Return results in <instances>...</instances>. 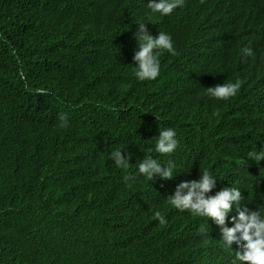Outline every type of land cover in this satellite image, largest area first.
I'll use <instances>...</instances> for the list:
<instances>
[{"label": "trees", "instance_id": "1", "mask_svg": "<svg viewBox=\"0 0 264 264\" xmlns=\"http://www.w3.org/2000/svg\"><path fill=\"white\" fill-rule=\"evenodd\" d=\"M122 1L141 6L145 0ZM105 4L110 6L113 2L0 0V135L12 122H22L25 128V133L15 140L21 144L14 148L17 155H12L11 149H5L0 136V261L3 264L30 263L31 255L22 240L55 245L63 255V264H87L78 256L77 249L71 248L72 245L88 244L93 252L91 244L84 241L89 236L80 239L84 233L96 232L91 230L85 216L93 223L106 222L99 234L107 228L103 235H107L105 237L109 239L107 242L112 250L108 258L97 257L98 264H129L138 256H143L149 264H159L161 260H165L166 264H185L190 257L185 258L186 253L195 257L201 251L205 254L208 243H216V234L209 230L187 229L175 213L158 205L165 200L162 194H156L153 189L147 190L149 188L143 185L146 181L139 180L130 171L129 165L117 168L109 153L122 148L123 153L131 157L134 140L165 127L174 128L190 143H206L213 148L226 144L231 135L242 143L245 154L259 151L264 146V127H254L247 120L251 112L244 110L248 102L251 104V97L249 100L246 98L247 94L250 95L248 91L227 104L209 99L193 83L198 64L201 67L204 63L231 62L224 67L233 66L234 59L238 58L235 57L238 54L235 45L246 40L248 32L254 36L253 30H258L256 26L262 25L261 21L253 17L229 18L214 39L208 40L199 35L193 13L189 10L181 11L178 24L172 18L158 20L175 36L180 35L176 37L177 53L166 59L165 69L176 66L194 73L193 82L181 80L175 85L164 80V83L138 84L129 77L127 52L122 50L124 36L114 37L112 25L98 16L97 12ZM86 10L94 13L79 16ZM241 22L246 24L245 27L251 25V29L242 31L238 25ZM26 30L28 32L23 34ZM214 44V57L207 55L202 59L199 54L211 52L207 48ZM11 45L24 46L34 54L30 62H24L22 67L29 78L47 77L50 85L62 88V91L66 90L64 79L85 81L90 77L89 72L99 78V86L87 88L96 92H84L93 95V100L80 108V122L77 121L78 126L84 127L87 132L83 136L86 156L82 158L74 148H67V143L52 150L55 156L64 152L62 161L66 162V168L59 164L60 168L47 172L30 163L19 162L18 152L22 145H26L27 138H39L36 142L39 155L48 150V142L36 131L50 117L36 120L35 112L41 109L25 108L22 90L13 88L18 64L10 54ZM229 51L232 54L226 60L224 54ZM194 56L199 58L195 65L192 62ZM104 59L105 62H102ZM56 64H61L66 72H59ZM185 64L189 67L186 68ZM67 96L71 97V94L68 92ZM157 103L161 104L158 108L154 106ZM165 103L169 106L166 107ZM96 120H100V124L90 123ZM105 121L113 123L104 125ZM90 127L94 128L85 129ZM126 132L130 133L129 139L123 140ZM227 133L230 135L227 136ZM29 151L35 156L34 148ZM68 162L76 167L67 168ZM100 166L106 168L105 174L98 172ZM88 174H92L91 178L95 180L85 183ZM144 200L148 201L146 206L142 204ZM94 206L113 207L112 216L102 218L95 216L97 212L84 215V211H95L91 208ZM158 207L163 208L166 224L153 220L156 218L154 213L159 212ZM129 219L134 220V224ZM148 223L154 225L151 227ZM78 228L87 232L78 231ZM207 231L212 235L208 236ZM136 232L146 239L138 242ZM191 233L197 236L194 248L187 244V234ZM52 252L60 257L53 249ZM95 255L89 257L93 259Z\"/></svg>", "mask_w": 264, "mask_h": 264}, {"label": "clouds", "instance_id": "2", "mask_svg": "<svg viewBox=\"0 0 264 264\" xmlns=\"http://www.w3.org/2000/svg\"><path fill=\"white\" fill-rule=\"evenodd\" d=\"M112 2L113 4L110 6L103 5L97 13L106 24L112 25V30L115 32L112 34L114 37L124 36L125 41L122 50L127 52V64L130 68L129 77L138 84L145 81L148 84L164 83V80H166V83L172 81L175 85L179 84L181 80L193 82L194 73L178 69L176 66L166 68L168 69L167 72L164 67L166 59L169 56H175L177 53V40L172 30L159 24L158 20L162 18L175 19L176 24H178L181 20L179 19L181 11L189 10L188 12L193 13L199 35L208 40H211L217 31L225 26L229 18L237 20L241 17H253L262 22L260 27L264 29V0H145L144 4L141 5L142 7L129 3L125 4L122 0H112ZM155 21L158 24L155 25ZM238 25L242 31L251 29V25L245 27L246 24L243 22L238 23ZM170 31L174 36L169 34ZM244 42L245 40L240 42L239 46H245ZM249 42L254 46L253 39ZM260 46L251 55H247L251 51L249 48H242L241 52L246 56L240 57L245 62L240 60L238 65L224 67L225 64H231V62L223 64L212 62L208 65L204 63L205 68L206 65L208 70L210 68L209 76H214L219 83L203 87L205 95L211 100L223 102L235 96L237 92V95H239L248 91L251 101L259 97L264 99V39ZM9 49L10 54L18 64V69L14 73L17 79L13 83V88L17 91L19 88L22 90L25 99L24 107L44 109V111L35 112V119L38 121L50 117L36 131L48 142V144L44 143L47 144L46 148L49 151L44 150V153L39 155L36 143L39 142V138H27L26 145H22L19 149V162L22 164L30 163L47 172H54L56 168H60L59 164L66 168V162L62 161L64 152L57 156L52 155V150L61 147L60 144L64 145L65 143H67V148H74L84 158L86 154L84 152L83 136L87 135V132L84 131V127L78 126L81 117L80 108L90 104L93 100V95L84 92L88 90V86H99L98 76L89 72L90 77L85 81L64 79L66 90L59 91L60 88L50 85L47 77L29 78L27 73L24 72L22 69L25 65L24 62L28 64L29 59L34 56L26 47L11 45ZM231 54L232 51L226 53V60L230 58ZM247 56L250 57L248 60L245 59ZM239 65H243V67L240 69L238 68ZM55 68L61 73L66 72L61 64H56ZM199 72L202 73L200 66L195 69V75H198ZM225 76L229 77V80L225 79L222 82V78ZM236 77L239 79H236ZM247 81L255 83V92L246 89L245 82ZM68 92L71 97L67 96ZM251 105L254 104L251 102ZM78 120L79 122H77ZM91 122L95 123V121ZM250 122L254 127H264V108L261 105L260 109L251 112ZM23 133H25L23 123L15 124V122H12L11 126L0 135L5 149H11L13 151L12 155H17L14 148L21 146V144L16 143L15 140ZM143 137L145 142L141 143ZM136 140L137 143L134 145L131 157L125 155L121 150L122 148L113 149L109 153V158L117 168H127L129 165L130 171L136 174L139 180L148 181L151 186L153 181L159 178L157 190L165 191L162 195L165 199L167 197L168 200H166L169 202L165 204H171L179 210L175 213V216L183 222L187 229L204 231V227L207 226L206 223L211 222L213 226L215 224L219 225L221 233L219 241L230 248H232L233 243H236L233 246L237 245V250H235L232 258L226 257L225 259V254L228 255V252L223 251L224 255L221 259L224 260V264L229 261L232 263V260L234 264L235 262H239V264H264V175L259 180H254V177L249 174L247 176L245 173L250 168H259L260 172H264V146L259 151H249L245 154L244 146L239 141L234 143L229 140L226 142L227 144H221L220 147L224 148L226 154V149H232L229 158L234 163L233 168L236 175L234 179H246L244 182H236L234 186L225 187L219 181L227 178L228 172L226 170L228 168L226 165L221 164L228 161L225 160L228 156H225L223 152L218 157L214 153L217 148L201 143L200 153L202 155L198 165L194 167L192 173L186 174V180L184 178L180 181L181 174L174 172L175 165L183 161L190 167L194 166L190 163V158H186L193 155L191 154L194 150L193 143L184 140L172 127L157 128L152 133L138 137ZM33 148L35 156L29 151ZM236 151L241 152V154H237ZM205 153L212 154L204 156ZM74 156L77 157V155ZM218 160L219 164H217ZM230 166L229 168H231ZM68 167L72 169L76 165L68 162ZM97 169L100 173L105 174L106 172V168L102 166ZM91 175L88 174V177H85V183L88 180H95L91 178ZM171 178H173V183ZM125 179H128V177H125ZM243 183H246L249 188L243 190ZM167 193L168 196H166ZM161 203H164V201ZM91 208L95 211H84V215L97 212L95 216L105 218V215L111 217L113 213V207L94 206ZM157 210L159 212L154 213L156 218L153 220L159 222V224H166L163 208L158 207ZM85 217L88 221L87 224L93 231L100 232L103 227L102 224H106V222L93 223L89 221L87 216ZM129 222L134 224V220L129 219ZM148 224L151 227L154 225V223ZM84 228H87L86 224ZM78 231L84 230L78 228ZM104 231L84 239V241L91 244V250L99 259L100 257L108 258L112 250L107 242L109 239L103 235ZM213 232L217 233L216 228ZM136 234L138 242L146 239L143 234L139 232H136ZM22 241L31 255L29 264H63L64 258L56 257L50 245ZM181 250L179 251L181 252ZM78 256L82 257L87 264H98L92 257ZM208 258L206 259V253L203 254V264L205 262L207 264L211 255ZM219 261L214 264H220ZM0 264L3 263L0 261ZM129 264L149 263L143 256H138Z\"/></svg>", "mask_w": 264, "mask_h": 264}, {"label": "water", "instance_id": "3", "mask_svg": "<svg viewBox=\"0 0 264 264\" xmlns=\"http://www.w3.org/2000/svg\"><path fill=\"white\" fill-rule=\"evenodd\" d=\"M155 25H156V22H155ZM256 29H258V31H256L255 29L253 30V34H254V36L250 33V32H248V37H247V39L248 40H245V43H247L246 45H248V48L251 50L250 52L251 53H253L255 50H257L258 48H260L261 46V44H262V41H256L258 38H261V39H264V32H263V28H261L260 27V25H257L256 26ZM254 39H253V38ZM212 39H214V38H212ZM253 39V41L255 40L256 42H254L255 44H254V46H252L251 45V42H249L250 40H252ZM246 45L245 46H242V47H240L239 46V43L237 44V45H235V50H237V52L239 53V57H238V59L239 60H244V59H241V55L240 54H242L241 53V49L242 48H245L246 47ZM220 46V44L217 46V47H219ZM214 49H216L215 48V44L214 45H211L210 46V48L208 49L207 48V50H210L211 52H204L203 54H199L200 55V57L202 56V59H205V57L207 56V55H209V56H212V57H214ZM206 50V51H207ZM203 51H205V47H203ZM248 53V55H251V53ZM219 53V52H218ZM250 57L249 56H247V57H245V59L246 60H248ZM199 60V58L197 57V56H194V58H193V60H192V62L194 63V65L196 64V62ZM223 60H224V58H223ZM200 66V64H198V65H196V67H199ZM185 67L187 68V67H189V65L188 64H185ZM243 67V65H239V67L238 68H242ZM209 70H210V68H209ZM202 75L203 76H200V77H202V81L204 80L205 81V83H203L204 84V86L205 87H208V86H210L211 84H219L218 83V81H217V79L214 77V76H209V74H208V72H206V68L204 67V65H203V67H202ZM238 77H236V79H237ZM229 80V77L227 78V76H225L224 78H222V82H224V80ZM239 79V78H238ZM195 81L196 82H193V83H195V84H199L198 86H199V88H201V90H202V85L199 83V82H201V78H198V76L196 75L195 76ZM203 81V82H204ZM145 82H147V81H145ZM145 82H143L142 84H144ZM245 86H246V89L247 90H249V91H256V85H255V83L253 84V83H251V82H249V81H247V82H245ZM203 93L205 94V92H204V89H203ZM238 94V92L236 93V95ZM233 96V97H231V98H229L228 100H224L227 104L228 103H230L232 100H234V99H237L238 98V96ZM246 98L249 100L250 99V95H248L247 94V96H246ZM254 105H251L249 102H248V104L245 106V111L246 110H249L250 112H253V111H256L257 109H260V105L262 106L263 105V103H264V99L262 98V97H259V98H256V99H254L253 101H251ZM156 108H158V107H160L161 106V104L160 103H157L156 105H154ZM165 106L166 107H168L169 106V104H167V103H165ZM239 109H241V108H239ZM213 114V113H212ZM248 121H250V119L248 118L247 119ZM257 124H258V122H257ZM227 136H229L230 135V133H227L226 134ZM230 139H231V141H233L234 143H236L237 141H239L234 135H231L230 136ZM227 144V143H226ZM218 146V145H217ZM211 147H212V145H211ZM193 148H194V150L191 152V154H193L192 155V157H186V158H190V163L192 164V165H194L193 167H190V166H188L187 165V163L186 162H180V163H178L177 165H175V169H174V172H177V174H187V173H189V172H193L194 171V167H196L197 165H198V163H199V161H200V159H201V153H200V149H201V143H195L194 144V146H193ZM215 151L216 152H214V153H216V155L219 157V156H221L222 154H223V152H224V148L223 147H220V149H218V147H217V149H215ZM226 151H227V158L225 159V160H228V162L225 164V163H222L221 165H223V166H227V167H229L230 165V167L231 168H228L227 170H226V172H228L227 173V175H226V179H221L219 182L221 183V185H224L225 187H231V186H234L235 185V183L236 182H244V181H246V179H240V180H237V179H234V177L236 176L235 175V173H234V163L232 162L233 160L232 159H230L229 157L231 156V154H232V149L231 148H228V149H226ZM236 153L237 154H241V152H238V151H236ZM212 153H205L204 154V156H209V155H211ZM217 164H219V160L217 161ZM245 173H246V175L248 176V174L250 175V176H252V177H254L255 179L254 180H259L263 175H264V172H260V170H259V168H250V169H248V172H246L245 171ZM185 178V180H186V178L187 177H184ZM184 178H181L180 177V181H182V179L184 180ZM158 180H159V178H157V179H155V181H153V183H152V186H151V184H150V182H148V181H146L143 185L144 186H146V187H148L149 189H147V190H150V189H153L152 191H155L156 192V194H164L163 192H165V191H158L157 190V187L159 186V184L157 183L158 182ZM249 182V181H248ZM161 186H163V185H161ZM167 191V190H166ZM147 193L148 192H146V195H147ZM169 194L167 193V195L166 196H168ZM166 199H167V197H166ZM164 200V203H161V204H158V205H163V207L165 208V209H167V210H169V212H172V213H176V212H178L179 210H177L174 206H172L171 204H165V203H167L168 201V199L167 200ZM147 200H144L143 202H142V204L143 205H147ZM169 203V202H168ZM246 204V203H245ZM232 215V214H231ZM77 217V216H76ZM76 221H77V219H76ZM206 222H208V221H206ZM207 224V226L206 227H204V229L205 230H209V232H210V229H208V228H211V232L213 233V231H214V229L216 228L217 229V233L219 232V234H217V236H215V241H216V243L215 244H213L212 242L210 243V247L209 246H207V248L208 249H210V254H211V257H213V258H210V260H208L207 261V264H214L216 261H219L220 262V264H224V260H222L221 259V257H223V253L224 252H228V255H227V258H232L233 256H234V251L235 250H237V247H235V246H233V244H236V243H233L232 244V248H230V247H227V249L225 248V246L219 241L220 240V235H221V233H220V226L219 225H216L215 224V226H213L212 225V223L210 222V223H206ZM227 226V225H226ZM118 232H121V229H118ZM208 232V231H207ZM97 234H99V232H87V233H84L83 235H81L80 236V239H82L83 238V236H92V235H97ZM184 234L185 233H183V236H184ZM210 235H212V234H210ZM105 236H107L106 234H105ZM109 236L110 237H112V234L110 233L109 234ZM186 236V235H185ZM171 237H174V236H171ZM186 238V237H185ZM187 238H188V241H189V243H187L188 244V246L189 247H196V238H197V236L194 234V233H191V235H187ZM210 239V238H209ZM219 246H218V245ZM215 245H217L218 246V248L216 249V247H215ZM237 246V245H236ZM51 248L53 249V251L57 254V255H59L60 257H62L63 255L61 254V252L60 251H58L59 249L55 246V245H51ZM71 248H74V249H77V252H78V254H80V255H84V254H87L88 256H93L94 255V253L93 252H91L90 250H89V246H88V244H81V245H72L71 246ZM201 248L203 249V247L201 246ZM235 249V250H234ZM132 252H133V250H131ZM216 251H217V259L215 260L214 259V254L216 253ZM224 251V252H223ZM58 252H60V253H58ZM135 254V256H138V254L137 253H134ZM187 256H190L191 258L188 260V262H186L185 264H203V254L202 253H199V255L197 256V258L194 256V255H189L188 253H186L185 255H184V257L186 258ZM96 262H98V259H97V256L95 255V257L93 258ZM246 263V262H245ZM159 264H166V262H165V260H161V261H159ZM205 264H206V262H205ZM227 264H232V263H230V261L227 263ZM235 264H239V262H235Z\"/></svg>", "mask_w": 264, "mask_h": 264}, {"label": "bare ground", "instance_id": "4", "mask_svg": "<svg viewBox=\"0 0 264 264\" xmlns=\"http://www.w3.org/2000/svg\"><path fill=\"white\" fill-rule=\"evenodd\" d=\"M79 13V12H78ZM94 12L92 11V10H89V11H85V12H83V13H79V16H82L83 14H85V15H91V14H93ZM28 32V30H26L25 32H23V34H26ZM182 33V32H181ZM170 35H172V36H174V34L172 33V31H170V33H169ZM180 35L178 34V36H175V37H179ZM253 38V37H252ZM254 39V38H253ZM263 39H261V38H258L256 41H262ZM255 40H254V42H256ZM244 45H246V43L244 42ZM246 48H248V45H246ZM242 53V52H241ZM251 53V52H250ZM224 55H226V54H224ZM241 56H246V55H244V54H240ZM248 55V54H247ZM239 55L238 54H236L235 55V57H238ZM102 62H105V59H104V61H102ZM206 62H208V61H206ZM243 62H245V60L243 61ZM209 63H207V65H208ZM238 64H240V60H238V58H235L234 59V65H238ZM207 65H206V72H209V70H208V68H207ZM202 67L203 66H201L200 67V70H202ZM228 71H229V69H228ZM202 75V73L201 72H199L198 73V78H201V82H199L202 86V92H203V87H205L204 86V84L203 83H205V81L203 82L202 81V77H200ZM203 76V75H202ZM196 82V81H195ZM197 86L199 85L198 83L196 84ZM89 91H91V92H96V90L95 89H88ZM59 91H62V88L59 90ZM262 107L264 108V103H263V105H262ZM89 109V111L91 112V113H93L92 111L93 110H91V108H88ZM237 111H235V113H236ZM227 115V114H226ZM99 121L100 120H96V122L94 123V124H98L99 123ZM91 123H93V122H91ZM110 123H113V122H109V121H105V124L104 125H110ZM228 123V122H227ZM100 124V123H99ZM91 128H94V127H90V128H85V129H91ZM94 132H92V133H89V134H93ZM88 134V135H89ZM130 135V133L129 132H126V134H124L123 136H122V138H123V140L125 139V140H128L129 138H128V136ZM144 136V135H143ZM146 141H147V139H146ZM143 142H145V138L143 137V139H142V142L141 143H143ZM134 143L136 144L137 143V140H134ZM224 155L226 156L227 154H226V152H224ZM187 161V160H186ZM228 161H226L225 162V164L227 163ZM226 168V167H225ZM227 168H229V167H227ZM186 176V174H181V178H184ZM171 181H172V183H173V178H171ZM242 188H243V190L244 189H248L249 188V186L246 184V183H243L242 184ZM207 218V217H206ZM206 218H204V219H206ZM228 226V225H227ZM229 227V226H228ZM208 229H210V231H211V228H208ZM216 231H217V229H216ZM217 234H219V232L218 233H216V235L215 236H217ZM188 235V234H187ZM208 236H210V233L208 232ZM81 242H83V241H81ZM209 242V241H208ZM218 245V244H217ZM217 245H215V247H216V249L218 248V246ZM208 246L210 247V242L208 243ZM225 246V245H224ZM235 247H237V246H235ZM225 248L227 249V246H225ZM235 250V249H234ZM235 252V251H234ZM201 253H203L202 251H201ZM225 253H227V252H225ZM210 254V249H206V259H209L208 257L211 255H209ZM226 257H227V254H225V259H226ZM211 258H213V257H211ZM217 259V252H216V254L214 255V259ZM234 261L232 260V264H234L233 263ZM181 263V262H180Z\"/></svg>", "mask_w": 264, "mask_h": 264}]
</instances>
